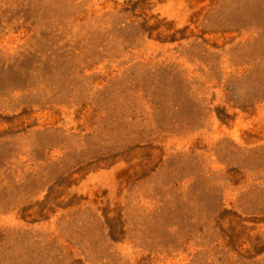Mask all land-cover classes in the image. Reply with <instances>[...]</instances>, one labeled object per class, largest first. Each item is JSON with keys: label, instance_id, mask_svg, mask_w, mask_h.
Wrapping results in <instances>:
<instances>
[{"label": "rangeland", "instance_id": "374dc122", "mask_svg": "<svg viewBox=\"0 0 264 264\" xmlns=\"http://www.w3.org/2000/svg\"><path fill=\"white\" fill-rule=\"evenodd\" d=\"M0 264H264V0H0Z\"/></svg>", "mask_w": 264, "mask_h": 264}]
</instances>
